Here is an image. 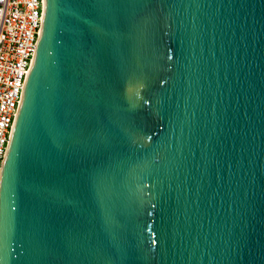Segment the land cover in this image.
I'll list each match as a JSON object with an SVG mask.
<instances>
[{"label":"water","instance_id":"obj_1","mask_svg":"<svg viewBox=\"0 0 264 264\" xmlns=\"http://www.w3.org/2000/svg\"><path fill=\"white\" fill-rule=\"evenodd\" d=\"M0 180V264H264V0H43Z\"/></svg>","mask_w":264,"mask_h":264},{"label":"built area","instance_id":"obj_2","mask_svg":"<svg viewBox=\"0 0 264 264\" xmlns=\"http://www.w3.org/2000/svg\"><path fill=\"white\" fill-rule=\"evenodd\" d=\"M43 23V0H0V180Z\"/></svg>","mask_w":264,"mask_h":264}]
</instances>
